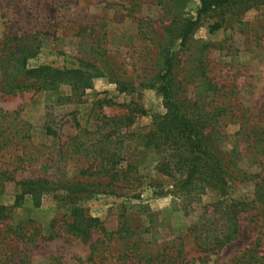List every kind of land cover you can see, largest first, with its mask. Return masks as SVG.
<instances>
[{
	"label": "rangeland",
	"instance_id": "1",
	"mask_svg": "<svg viewBox=\"0 0 264 264\" xmlns=\"http://www.w3.org/2000/svg\"><path fill=\"white\" fill-rule=\"evenodd\" d=\"M199 1L0 0V89L8 78L11 82V68L2 56L4 44L12 37L33 39L34 46L39 45L36 56L27 61V69L45 66L76 70L82 64H92L102 75L91 79L90 88L71 103L60 100L71 95L69 85L55 91L32 90L16 95L0 91V111L18 113L13 126L23 127L20 135L28 133L29 145L39 155L16 170V181L47 177L61 183L77 182L81 166L77 157L49 162L48 155L57 153L62 144L70 143L74 137L87 140L79 129L92 132L98 118L125 114L123 105H135L147 114L137 119L129 132H143L152 117L162 116L165 111L160 96L139 85L144 77L159 72L158 54L169 50L177 56L175 100L191 118H201L206 132H214L213 150L230 160L229 169L252 177V181H236L232 195L243 201L252 200L256 177L264 178V6H252L233 19L227 14L221 29L213 33L210 26L221 19H204L188 43L177 47L175 31L180 23L195 16ZM116 81L132 83L134 91L119 93ZM216 99L224 100L225 105L216 106ZM215 107L221 108L222 113L213 114ZM45 125L54 130L55 138L45 136ZM112 140L107 148L111 152L113 146L118 148V167L125 168L129 159L137 163L133 188L123 191L122 197L99 192L46 194L38 216L62 219L77 207L85 215L99 219L107 232L117 231L122 216L136 217V223L142 225L144 248L155 250L156 244L175 236L179 224L187 228L205 210L211 211L208 207L203 209L212 203L210 195L200 198L198 204L174 196L172 182L155 170L158 157L137 148L136 139H121L122 144ZM8 151L0 150V170L10 168L6 166L12 161V150ZM15 192L14 185L6 183L0 203L11 206ZM30 205L28 199L23 203L24 207ZM21 213L17 212V218ZM239 222L237 240L214 254L200 253L190 239H184L185 264H236L235 259L249 249L264 257V218L258 211L250 210L241 214ZM102 255L100 249L95 251L96 264H133L118 259L128 256L120 244L108 250V260ZM25 256L26 264H93L88 261L89 245L66 236L34 244ZM254 259L255 264H264V260Z\"/></svg>",
	"mask_w": 264,
	"mask_h": 264
},
{
	"label": "trees",
	"instance_id": "2",
	"mask_svg": "<svg viewBox=\"0 0 264 264\" xmlns=\"http://www.w3.org/2000/svg\"><path fill=\"white\" fill-rule=\"evenodd\" d=\"M252 6H264V0H200L194 10L195 16L180 23L175 31L177 47H184L188 43L202 20L221 19L220 23L210 26L209 30L213 33L221 29L227 14L231 19L237 18L239 13H245ZM34 41L12 37L4 44L2 59L11 68L12 75L10 84L9 78L3 83L1 93L16 95L32 90L55 91L62 85H69L71 95L60 100L71 103L73 98L79 97L85 89L90 88L91 79L102 77L98 67L92 64H82L76 70L45 66L27 69V61L34 58L39 49V45L34 46ZM158 57L159 72L150 78L144 77L139 87L153 89L160 96L165 111L162 116L152 117L143 132H129L136 120L146 117L147 114L135 105H123L127 110L125 114L98 118L92 132L79 129V133L85 135L87 140L84 137H74L70 143L62 144L57 153L52 151L48 155L49 162L67 157L78 158L81 166L78 169L79 180L75 183H61L58 179L48 180L47 177L16 181V170L25 162L28 161L29 164L34 158L38 159L39 155L37 149L29 145L28 133L25 131L23 137L20 135L23 127L17 129L16 125L13 126L18 113L0 111V150L7 153L12 150V161L6 166L10 168L0 170V196L6 183H12L16 190L11 206L0 203V264H26L25 251L29 247L64 236L88 244V261L93 264L97 260V257L93 259L96 250L100 249L103 258L108 260V250L117 244L128 252V256L118 257L120 261L129 260L133 264H185L182 257L184 239H190L200 253L214 254L237 240L242 213L258 211L264 218V178L256 177L252 200L243 201L232 197L235 182L252 181V177H247L239 170H230V160L222 157L217 149L213 150L214 132H206L201 118H191L188 110L175 100L173 85L176 54L165 50L160 51ZM86 69H90L94 75ZM114 84L119 93L133 92L135 88L132 83L123 81H116ZM105 104L113 106L112 103ZM221 105H225V101L216 99V106ZM215 112L222 113V109L215 107L212 113ZM44 131L45 136L56 137L49 125H45ZM248 134L252 135L250 132ZM113 138L120 144L124 138L136 139L137 148L141 147L158 157L155 170L172 182L171 193L174 196L182 198L184 202L188 201L189 204H198L200 198L210 195L213 201L203 209L208 207L211 211L205 210L202 217L187 228L179 224L175 236L156 244L155 250L144 248L140 237L143 233L142 225L136 223V217L122 216L117 231L107 232L99 219L85 215L77 207L72 208L68 216L62 219H44L38 216L41 199L46 194L99 192L122 197L125 195L123 191L129 192L133 188L132 183L137 181L134 177L137 163L134 159H129L125 168L118 167V148L113 146V152L107 148L108 144L113 143ZM256 139L260 143L259 138ZM27 199L30 207L23 206ZM18 211L22 213L17 218ZM12 247H15L14 250L10 249ZM22 253L24 254L21 256ZM254 257L264 260L255 249H249L235 261L236 264H255Z\"/></svg>",
	"mask_w": 264,
	"mask_h": 264
}]
</instances>
